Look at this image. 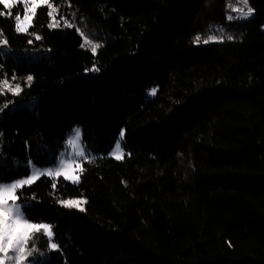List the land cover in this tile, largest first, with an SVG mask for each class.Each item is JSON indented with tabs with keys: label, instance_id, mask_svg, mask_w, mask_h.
I'll use <instances>...</instances> for the list:
<instances>
[{
	"label": "trees",
	"instance_id": "1",
	"mask_svg": "<svg viewBox=\"0 0 264 264\" xmlns=\"http://www.w3.org/2000/svg\"><path fill=\"white\" fill-rule=\"evenodd\" d=\"M237 1L49 0L23 34L0 2V184L74 127L93 154L16 191L39 264H264V0Z\"/></svg>",
	"mask_w": 264,
	"mask_h": 264
},
{
	"label": "rangeland",
	"instance_id": "2",
	"mask_svg": "<svg viewBox=\"0 0 264 264\" xmlns=\"http://www.w3.org/2000/svg\"><path fill=\"white\" fill-rule=\"evenodd\" d=\"M4 7L10 10L21 4L23 14L15 17L16 31L26 33L32 21L35 10L48 5L49 0H0ZM253 16L245 0L237 1L232 18L246 20ZM122 134L118 137L109 156L120 160L125 152L122 147ZM93 154L83 145L80 127H74L67 134L64 149L58 155L56 164L40 167L30 164L29 174L10 183L0 184V264H39L45 252L43 248H32L30 236L34 232L43 231L48 239L49 247L56 248L53 243L51 227L44 223H31L23 215V205L16 200L17 189L34 183L40 177L63 178L71 184H77L80 179V169L83 161L89 160ZM66 204L82 207L80 200L70 199Z\"/></svg>",
	"mask_w": 264,
	"mask_h": 264
}]
</instances>
